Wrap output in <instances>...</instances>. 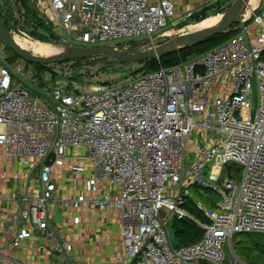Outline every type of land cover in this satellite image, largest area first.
Segmentation results:
<instances>
[{"label": "built area", "instance_id": "built-area-1", "mask_svg": "<svg viewBox=\"0 0 264 264\" xmlns=\"http://www.w3.org/2000/svg\"><path fill=\"white\" fill-rule=\"evenodd\" d=\"M31 1L75 46L130 41L116 48L129 54L156 49L176 11L174 0ZM263 4L248 17L240 13L226 32L235 34L222 44L106 84L54 80L49 72L39 77L27 62L8 61L0 46V158L26 168L24 179L18 172L0 176L21 189L8 197L17 205L0 252L38 234L54 264H79L73 244L53 224L52 203L119 210L121 264H231L226 243L237 233L264 234ZM197 131L202 139L188 166ZM71 149L87 154L92 171L84 174V189L92 193L55 199L53 176ZM228 165L239 166L240 176ZM70 171L75 180L84 167ZM100 184L118 191L98 195ZM192 184L220 200L213 209L197 202L211 222H197L202 238L178 250L167 227L172 217L194 219L182 192Z\"/></svg>", "mask_w": 264, "mask_h": 264}, {"label": "crops", "instance_id": "crops-1", "mask_svg": "<svg viewBox=\"0 0 264 264\" xmlns=\"http://www.w3.org/2000/svg\"><path fill=\"white\" fill-rule=\"evenodd\" d=\"M174 2L176 16L181 21H185L184 19L188 17L189 13L217 3L231 7L234 0L233 2H228V0H174ZM82 152L85 151L83 149H71L63 164L56 169L53 177L59 190L54 193L55 199L78 198L79 195L90 197L92 192H87L84 189V175L78 172L79 175H76L75 180L71 177L70 169L73 165L80 163L81 160L78 155ZM91 169L90 167V171ZM14 172H18L24 179L26 168L19 166L17 160L0 158V176L3 174L9 176ZM99 189L103 191L98 195L104 191H109V194L113 195L118 191L115 187L105 184H100ZM20 193L21 189L17 187V183L0 180V249L6 240L5 223L14 217L17 205V202L8 200V197ZM50 209L54 215L53 224L73 244L79 264L122 263L124 250L119 210L97 207L90 209L80 207L75 210L63 209L60 204L55 203L50 205ZM58 213L61 215L60 220L57 219ZM75 218H78V223ZM47 244L46 238L35 234L28 240L27 244L21 245L19 248H13L7 252L2 250L0 252V264H54V256L49 251Z\"/></svg>", "mask_w": 264, "mask_h": 264}, {"label": "rangeland", "instance_id": "rangeland-1", "mask_svg": "<svg viewBox=\"0 0 264 264\" xmlns=\"http://www.w3.org/2000/svg\"><path fill=\"white\" fill-rule=\"evenodd\" d=\"M233 2V0H228V2ZM30 6L35 9L37 12L38 16L41 17V19L44 22L45 27L48 29L52 30V32L59 38V43H53L49 41H41L37 37H33L30 35L27 30H25L21 25L15 24L14 20H11L12 22L10 23L12 26V29L10 30L13 36H20L23 38L27 39H34V40H39L42 43L45 44H50V45H55V46H62L66 49L70 48L72 49L75 45L74 42L72 43L71 41H68L66 33L64 29L60 26H57L54 24V22L50 19V17L43 15L40 13L37 8L35 7L34 3L30 0ZM253 7H256V4H253ZM230 7H228L229 9ZM246 8V7H245ZM226 9L224 13L228 10ZM263 9H264V4H263ZM247 10V8H246ZM223 14V13H220ZM16 17V16H15ZM186 21H181L180 18H178L175 14V16L170 20H168V25L166 26L167 31H172L175 29H182L184 27H187L191 24L184 25ZM5 24V23H4ZM6 26V25H5ZM46 29L45 31H49ZM166 31V30H165ZM164 31V33H165ZM179 33H173L172 35H169L167 37L160 38L156 44L157 48L160 47L161 45L165 44L171 39H174L178 37ZM130 41H118L116 43H111L109 44L110 46L114 48H118L121 46H124V43H128ZM0 46L5 48V54L8 57V61L12 62L14 60H22L20 59L15 52L7 46L4 41L0 38ZM214 45H209V48L212 49ZM68 47V48H67ZM208 49V50H210ZM30 51V50H27ZM32 53H35L33 51H30ZM138 51L133 50L131 53H137ZM36 54V53H35ZM39 55V54H37ZM13 60H12V59ZM144 61V60H143ZM87 67H90V69H98L99 67H115L117 72L111 73L110 75L105 76V81L107 83H112L116 82L124 77H129L137 74L138 72H143V65L142 61L138 62H129V63H124L122 61L116 60L110 55H96V56H91L87 62H85ZM32 68L36 71L37 75L39 77L44 76L46 72L41 71V75L38 74V69L36 68L35 64H30ZM144 71H151V69H148L147 67L144 68ZM56 73H52V75L56 74V76H53L54 80H68V81H76L79 82L80 84H87V85H98L100 83H95L92 82L93 80H85L80 78V77H75V79H69L67 76L71 74V66L69 65H63V66H58L54 70ZM137 72V73H136ZM73 73V72H72ZM202 139V136L199 135V132L197 131L192 137H191V144L189 146L188 151L186 152L187 154V165L189 166L190 163L192 162V159L194 158V153L191 152L194 151L195 146L198 144V142ZM80 152V151H77ZM80 163L83 167L84 170L87 171V173H90V167L91 165L89 164V160L86 158L87 154L86 152H82L80 155ZM79 160V159H78ZM233 167L231 168V171H234L240 176L241 169L237 165H232ZM84 172H80L81 174H87ZM238 176V177H239ZM183 194L188 193L190 197L195 202L201 203L203 206L206 208H210L214 203L220 200V196L213 190L203 188L201 186H198L196 184H192L190 186H185L182 189ZM174 218H170L169 222L172 223ZM264 241V234L263 233H237L234 237L231 243H226L224 245V250L226 253V257L229 261H231V264H264V247L260 248L262 243Z\"/></svg>", "mask_w": 264, "mask_h": 264}, {"label": "trees", "instance_id": "trees-1", "mask_svg": "<svg viewBox=\"0 0 264 264\" xmlns=\"http://www.w3.org/2000/svg\"><path fill=\"white\" fill-rule=\"evenodd\" d=\"M229 7L220 3L215 5L207 6L202 8L199 11L193 12L190 17H188L184 25L193 24L200 22L210 16H215L220 13H224L225 10ZM0 14L3 22L6 27L11 30V20H14V23L21 25L27 32L33 37H37L41 41H49L53 43H59V38L52 32V30L45 27L43 20L38 16L34 8L30 6V0H0ZM16 16V17H15ZM48 29L49 31H45ZM235 33H222L216 35L208 40L202 41L196 45L186 46L178 51L170 52L158 57H153L142 61L143 71L144 68L152 70H157L160 66L169 67L176 65L182 61L187 60L189 57L201 54L208 51L209 45H214L211 48H214L230 37ZM90 57L69 59L63 62L51 63V64H35L38 69V74L41 71L46 73H56L54 70L58 66L69 65L71 66V74L67 76L69 79H75V77H80L85 80H93L92 82L106 84L105 76L110 75L111 73L117 72L116 68L113 67H99L98 69H90L87 67L85 62ZM12 59V58H11ZM13 60V59H12ZM15 61V60H14ZM13 62V61H12ZM129 63V62H124ZM73 72V73H72ZM137 73V72H136ZM140 73V72H138ZM41 75V74H40ZM54 77L56 74L53 75ZM233 166L228 165L227 169H231ZM239 174H237V177ZM216 203L210 208H215ZM184 208L194 217V219H177L171 223V226L176 230L177 238L181 241L183 245H189L202 238L204 230L198 225L197 222L203 224H209L211 221L205 216L204 212L200 210L190 195L186 196V201ZM264 247V241L260 248Z\"/></svg>", "mask_w": 264, "mask_h": 264}, {"label": "water", "instance_id": "water-1", "mask_svg": "<svg viewBox=\"0 0 264 264\" xmlns=\"http://www.w3.org/2000/svg\"><path fill=\"white\" fill-rule=\"evenodd\" d=\"M246 0H234L231 7L226 11L225 18L218 26L210 29H205L203 31H198L192 34H181L178 37L169 40L165 44L161 45L156 49H151L143 52H139L136 54H129L124 51H119L116 48L104 45V46H97V47H79L74 46L71 51L65 55L59 57H44L40 55H36L30 51H27L15 42L13 38V34L11 31L5 26L1 14H0V38L4 41V43L9 46L15 54L22 59L23 61L27 62L28 64H51L57 62H63L69 59H76V58H84V57H91L96 55H110L116 60L122 62H138L147 59H151L153 57H158L160 55H164L170 52L178 51L186 46L196 45L202 41L208 40L216 35L226 33L227 30L237 21V17L241 13ZM182 41H188V44L180 43ZM61 215L60 213L57 214V219L60 220ZM168 231V238L172 248L174 249H181L183 244L177 238L176 230L172 226L167 227ZM201 264H209L208 262L202 261Z\"/></svg>", "mask_w": 264, "mask_h": 264}, {"label": "bare ground", "instance_id": "bare-ground-1", "mask_svg": "<svg viewBox=\"0 0 264 264\" xmlns=\"http://www.w3.org/2000/svg\"><path fill=\"white\" fill-rule=\"evenodd\" d=\"M262 0H246V3L241 11V14L245 17H248L249 14L252 12L253 9H255L258 5H260ZM253 4H256V7H253ZM247 10H246V8ZM225 18V13L223 14H218L215 16H210L200 22L193 23L187 27H184L182 29H175L172 31H165L162 37H167L169 35H172L173 33H179V34H192L196 33L198 31H203L205 29H210L218 26L221 24V22ZM15 42L19 45V47L25 49V50H30L33 51L40 56L44 57H59L62 55H65L71 51L70 48L66 49L62 46H55V45H50V44H45L40 42L39 40H30L27 38H23L20 36H13ZM188 41H182L180 45L182 44H188ZM34 53V54H35Z\"/></svg>", "mask_w": 264, "mask_h": 264}]
</instances>
